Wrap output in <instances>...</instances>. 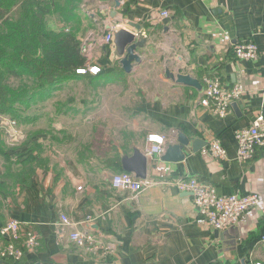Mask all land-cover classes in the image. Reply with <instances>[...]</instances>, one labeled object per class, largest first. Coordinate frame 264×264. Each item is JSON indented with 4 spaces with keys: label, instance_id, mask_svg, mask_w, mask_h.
Returning a JSON list of instances; mask_svg holds the SVG:
<instances>
[{
    "label": "crops",
    "instance_id": "crops-1",
    "mask_svg": "<svg viewBox=\"0 0 264 264\" xmlns=\"http://www.w3.org/2000/svg\"><path fill=\"white\" fill-rule=\"evenodd\" d=\"M102 2L96 22L103 28L98 49L104 57L93 64L102 72L127 78L145 64L162 69L157 75L161 82L157 96L151 101L141 99L134 107L147 123V131L140 143L129 148L121 150L119 141H102L105 150L99 156L83 158L79 153L73 169H36L28 183L0 191V226L17 219L22 223V240L28 231L39 238L35 250L23 248L19 261L0 259V264H264V149L240 162L234 139L235 130L249 126L258 114L264 116V0H121L118 6L114 0ZM111 23L146 40L136 47L139 60L131 62L129 72H121L120 62L111 59L110 42L102 40ZM246 40L257 45L256 60L234 56L233 44ZM165 68L190 74L201 87L174 82ZM215 75L228 87L240 83L244 88L239 104L232 103L224 117L200 104L204 78ZM179 133L189 138L182 160H162L164 152L147 154L148 135H163L166 148L177 142ZM195 139L205 144H197L193 151ZM212 140L225 148V158L212 156ZM3 142L6 146L21 143H8L5 138ZM135 150L145 155V178L152 183L138 194L111 185L112 175L123 170L122 160ZM17 152L0 151V176L4 162ZM117 158L121 168L115 164ZM189 177L214 186L219 194L255 192L259 203L236 225L212 229L196 213L191 193L169 183ZM60 214L75 225H59ZM89 216L93 221L86 222ZM72 230L91 234L111 250L76 246L68 238ZM0 241L6 239L0 236Z\"/></svg>",
    "mask_w": 264,
    "mask_h": 264
},
{
    "label": "rangeland",
    "instance_id": "rangeland-1",
    "mask_svg": "<svg viewBox=\"0 0 264 264\" xmlns=\"http://www.w3.org/2000/svg\"><path fill=\"white\" fill-rule=\"evenodd\" d=\"M102 1L106 0H83L79 5L83 15L80 22L64 24L55 14L46 17L47 28L52 27L56 32L77 30L75 34L87 64L104 57L98 49L102 44L103 28L96 22ZM160 73V67L145 64L128 78L123 73L119 76L105 71L101 79L91 80L89 75H84L62 82L52 93L30 99L28 107L21 105L22 114L30 116L27 123L16 121L14 128L9 129L7 121L0 123L1 137L8 143H20L37 136L44 144L42 156L48 158V167L55 170L73 169L79 153L87 155L85 148L99 156L105 150L103 142L119 141L121 150L129 148L130 144L141 142L148 127L134 107L141 99L151 101L157 96L161 88V82L157 80ZM123 151L128 153L130 150Z\"/></svg>",
    "mask_w": 264,
    "mask_h": 264
},
{
    "label": "trees",
    "instance_id": "trees-1",
    "mask_svg": "<svg viewBox=\"0 0 264 264\" xmlns=\"http://www.w3.org/2000/svg\"><path fill=\"white\" fill-rule=\"evenodd\" d=\"M82 1L0 0L1 115H8L19 124L27 123L30 116L22 114L21 105L28 107L30 99L48 95L60 83L70 79L84 75H89L91 80L103 78L102 71L97 75L76 72L87 65L75 34L77 30L56 32L52 27L47 28L46 17L51 14L64 24L80 22L83 15L79 5ZM1 135L0 151L11 149L18 152L3 164L0 191L8 192L16 184L28 183L36 169H50L48 158L42 156L44 144L41 139L37 140V136L26 138L17 146H6ZM85 149L87 155L83 158H89L91 151ZM115 164L121 168L118 158Z\"/></svg>",
    "mask_w": 264,
    "mask_h": 264
},
{
    "label": "built area",
    "instance_id": "built-area-1",
    "mask_svg": "<svg viewBox=\"0 0 264 264\" xmlns=\"http://www.w3.org/2000/svg\"><path fill=\"white\" fill-rule=\"evenodd\" d=\"M160 14L167 16L165 11ZM116 26L117 24H110V29L103 38L105 43L110 42L111 32ZM232 51L237 59L246 61L256 60L259 55L257 45L250 40L233 44ZM101 71L102 68L97 64H87L86 67L76 70L78 73L91 75H97ZM243 95L244 88L240 83H233L228 87L221 82L219 76H206L200 104L210 108L217 116L224 117L228 107L240 100ZM3 121H7L8 129L14 128L17 123L16 120H7L4 115L0 114V123ZM7 134L11 133L7 132ZM234 139L236 142V159L240 162L251 159L258 148L264 149V116L258 114L249 126L235 130ZM147 141L150 143L148 155H161L164 152L166 138L163 135L150 134L147 136ZM209 151L215 158L223 159L226 157V150L218 140L209 142ZM169 183L181 191L191 193L196 213L205 218L211 228L215 230H223L236 225L244 213L259 203V196L255 192L219 194L214 186L201 182L194 177L176 179ZM151 184L148 179L137 178L126 171L117 172L111 178L112 187L117 190L130 191L132 194H138L144 187ZM85 221L91 222L93 218L89 216ZM59 225L73 226L75 224L65 214H60ZM21 229L22 223L17 219L8 220L0 226V236L6 239V242L0 241V258L18 261L23 256V248L35 250L38 247V236L34 232L28 231L22 240ZM68 238L76 246L86 247L92 251L100 250L106 253L111 250L109 247L100 246L91 234L79 230L70 231ZM255 264L261 263L256 262Z\"/></svg>",
    "mask_w": 264,
    "mask_h": 264
},
{
    "label": "water",
    "instance_id": "water-1",
    "mask_svg": "<svg viewBox=\"0 0 264 264\" xmlns=\"http://www.w3.org/2000/svg\"><path fill=\"white\" fill-rule=\"evenodd\" d=\"M114 1L116 6H118L121 0ZM130 25L133 27L135 26L136 29H139L140 27L139 25H133L131 23ZM106 28L109 29L110 27L107 26ZM145 41V38L137 39V34L128 30L124 26L117 25L116 28L111 32V39L108 45L112 61H119L122 69L126 72H129L132 67L131 62L139 60L138 55L135 52L136 47L142 46ZM165 73L166 76H168L171 80L178 84L190 85L197 88L201 87L199 80L197 78H194L190 74H174L170 72L168 68H165ZM238 104L239 103L236 104V102H234L232 105L236 106ZM188 143L189 138L184 134L179 133L176 143H169L166 145L161 159L166 161L182 160L184 158L182 149L184 146L188 145ZM197 144L204 145L205 143L201 142V140L195 139L192 142L193 151L197 149ZM122 168L126 172L133 173L137 178H145L147 170V159L142 152H140L139 150H135L131 157H125L122 160Z\"/></svg>",
    "mask_w": 264,
    "mask_h": 264
}]
</instances>
